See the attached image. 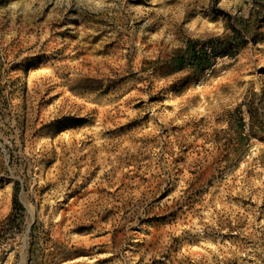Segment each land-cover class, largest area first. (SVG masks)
I'll return each mask as SVG.
<instances>
[{
  "label": "rangeland",
  "instance_id": "374dc122",
  "mask_svg": "<svg viewBox=\"0 0 264 264\" xmlns=\"http://www.w3.org/2000/svg\"><path fill=\"white\" fill-rule=\"evenodd\" d=\"M0 264H264V0H0Z\"/></svg>",
  "mask_w": 264,
  "mask_h": 264
}]
</instances>
